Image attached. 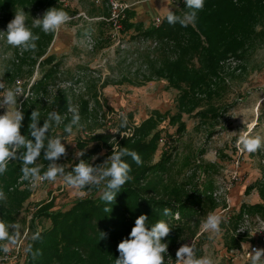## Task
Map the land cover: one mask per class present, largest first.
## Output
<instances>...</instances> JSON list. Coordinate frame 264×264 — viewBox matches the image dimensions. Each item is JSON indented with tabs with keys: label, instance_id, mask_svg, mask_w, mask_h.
Listing matches in <instances>:
<instances>
[{
	"label": "rangeland",
	"instance_id": "1",
	"mask_svg": "<svg viewBox=\"0 0 264 264\" xmlns=\"http://www.w3.org/2000/svg\"><path fill=\"white\" fill-rule=\"evenodd\" d=\"M2 1L0 79L7 87H22L27 95L26 100L23 96L18 98V103L23 104L25 109L21 131L29 133L30 118L27 111L33 107L32 104L39 105L45 118L49 112L56 111V107H50V103L58 95L66 96L68 103L78 108L83 127L74 128V135H66V141L62 142L67 149V157L57 161L64 165L65 170L73 169L78 158L75 153L82 150L78 142H89L87 147L93 145L88 140L92 134L112 137L109 146L93 156L97 158L104 155L105 161L113 148L117 150L118 142L122 138L132 137L134 127L154 111L177 112L180 90L158 75L165 60L176 58L170 43L152 46V40L157 39L146 38L134 29L127 32L115 29L113 23L102 16L105 7L89 0H65L74 11L72 19L53 33L45 54H37L40 47L34 52H22L20 48L7 44L4 33L7 24L14 18L15 11L23 9L27 26L34 34L40 35L39 43L45 46V35L49 33L45 34L38 27L32 28V24L33 19L42 18L46 1ZM101 20L105 24L100 28L98 22ZM262 28L259 23L254 31L259 32ZM257 37H254L253 45L247 51L228 54L220 60L215 73L196 88L197 92L193 96L199 104L194 110L183 112L186 130L182 135L176 136V125H169L167 118L161 120L158 126L161 138L151 160V163L156 162L161 151L169 155L166 171L158 174L162 175L163 183L184 186L188 191L197 182L202 184L208 179L212 181L211 191L220 205L214 212L221 214L224 222L220 234L210 239L211 233L204 231L201 226L205 218L199 216L200 224L194 241L202 244V256H210L214 264L246 263L236 251L230 254V249H238L240 242L245 247L249 243H246L248 238L232 235L231 231L237 226L234 228L229 217L243 202L262 203L264 206L256 190L244 195L248 184L264 183V147L251 154L241 152L237 147L239 136L244 132L264 137V44L256 42ZM107 40L109 42L101 47V43ZM49 55L54 58L52 62L41 61ZM193 63L198 67L195 59ZM47 73L50 74L45 77ZM181 87L187 89L185 84ZM81 101L86 104L84 114L80 112ZM5 110L0 108V115ZM198 111L206 115L198 114ZM212 112L216 115H211ZM121 113H125L128 120L127 126L123 128L120 127ZM66 117H72L68 110L62 116L63 119ZM60 125L53 124L54 133L61 134ZM28 137L32 138L30 135ZM157 177L153 173L148 174L147 183L156 182ZM28 182L22 176L16 182L20 188L30 189L31 195L18 215L20 238L17 244L11 246L9 253L0 252V264H25V245L31 238L32 230H39L45 225L42 219L32 220V213L38 204L53 201L54 209L64 210L82 198L77 191L64 184L62 177L54 182L45 181L36 188L28 187ZM85 193L83 197L90 194ZM246 214L249 230L263 231L264 212L246 211ZM261 264H264V257Z\"/></svg>",
	"mask_w": 264,
	"mask_h": 264
},
{
	"label": "trees",
	"instance_id": "2",
	"mask_svg": "<svg viewBox=\"0 0 264 264\" xmlns=\"http://www.w3.org/2000/svg\"><path fill=\"white\" fill-rule=\"evenodd\" d=\"M7 3H13L6 0ZM16 0L15 2H23ZM46 1L45 12L53 7L63 9L70 16L73 12L69 7H65L58 0H39ZM6 3V2H5ZM3 1L0 0V7ZM176 15H183L184 12L191 11L184 3L181 9L171 10ZM92 16H95L92 13ZM102 16H109L108 10L102 12ZM133 12L126 11V19L122 21L121 32L130 29L136 30L137 34H143L157 39L159 43L173 46L176 52L175 59L165 60L158 72V75L165 78L169 85L180 90L177 100V112L160 113L154 111L138 126L134 127L132 137L122 138L117 144V150L127 147L129 150L139 154L142 163L137 165L131 157L123 159L131 166L129 173L132 179L128 181L116 195L115 201L107 205L101 199V191L92 187L84 189L89 195L77 199L66 209H54L53 201L40 203L36 211L32 213V220L42 219L44 226L41 229H33L31 237L37 231L40 232V239L32 241L30 238L25 245V264H114L119 257L117 245L123 239L128 238L135 219L141 214L148 217L147 226L149 229L158 220H165L171 228L169 237L162 240L168 244V252L165 256L166 264L176 259V251L186 241L194 240L198 234L199 216H206L214 212L220 205L211 191L213 183L210 179L201 183H196L190 190L177 184L163 183L162 175L167 169L166 162L170 158L165 151H161L159 159L151 163L158 149L161 132L158 126L163 119H168L169 125H176V136L182 135L186 130V125L182 120L183 112H190L198 107V100L194 99L193 93L196 88L204 84L207 78L211 77L217 68L220 60L228 54H240L251 45L255 36L257 41L264 44V0H205L204 8L197 12L195 24L182 27L179 23L170 25L167 22V15L157 27L149 26L143 29L141 23L131 22ZM263 26L259 32L254 31V27L259 24ZM105 24L104 20L98 22L101 28ZM39 28V27H38ZM40 29V28H39ZM100 32V30H99ZM39 35V34H37ZM40 36V35H39ZM53 33L45 35V46L36 41L40 49L37 54L43 55L46 47L50 44ZM101 43V47L104 44ZM255 43V42H254ZM44 47V49L42 48ZM52 55L43 58L41 61L52 62ZM196 60L198 67H195L193 60ZM50 73H47L49 75ZM185 84L187 89H182ZM68 99L64 95L54 97L50 107H56V112L63 116L68 109ZM80 112L86 111L85 102L81 101ZM28 109L29 118L31 112L39 108L37 104ZM26 108V107H25ZM25 109L23 108V112ZM41 113V111H40ZM198 114L206 115L205 112L198 111ZM211 115H216L212 112ZM40 126H43L45 114L41 113ZM71 118L63 119L60 128L61 134L54 133L52 127L48 135L66 136L64 127ZM92 132V131H91ZM22 135L30 134L21 131ZM29 138V137H28ZM111 135L92 134L88 140L93 142L91 147H87L89 142H78V146L83 151L74 162L73 168L80 160L90 164L99 165L104 161V155L93 160V156L102 148L109 146ZM33 139L34 138H30ZM43 150L37 164H43L47 169L48 161L43 158ZM21 163H9L8 171L0 176V189L6 196V201H0V219L8 223H17L18 215L25 202L30 198V189L20 188L16 185L17 180L22 176L20 171ZM208 170V169H206ZM67 169L65 172H70ZM153 173L158 176L154 183H147L148 174ZM256 190L261 201H264V183H250L244 189V195ZM99 192L98 195H95ZM93 194V195H92ZM153 194V195H151ZM110 207L111 211L105 213L103 209ZM171 209V215H164V209ZM246 211L251 213L264 212L262 203L246 204L241 203L239 209L234 212L229 220L234 228L242 223ZM106 234V235H101ZM29 244L33 250H39L40 255L33 258L27 252ZM197 256L202 257L203 249L200 242H195ZM1 252V251H0ZM1 261V260H0ZM245 264H251L250 259Z\"/></svg>",
	"mask_w": 264,
	"mask_h": 264
},
{
	"label": "clouds",
	"instance_id": "3",
	"mask_svg": "<svg viewBox=\"0 0 264 264\" xmlns=\"http://www.w3.org/2000/svg\"><path fill=\"white\" fill-rule=\"evenodd\" d=\"M185 4L191 11L184 12L183 15H176L169 9L167 22L170 25L179 23L182 27L189 24H195L197 12L204 8L205 0H185ZM72 17L63 9L56 7L48 9L42 18L33 19L32 28H41L45 34L54 33L71 21ZM27 16L23 9L15 11L14 18L7 24L6 42L21 51H35L37 49L36 41L40 39L39 35L33 33L26 24ZM23 96L25 100L27 95L22 87H7L5 82L0 79V108L6 109L4 114L0 115V176L8 171L10 161H19L21 163L20 171L24 180L30 181V186L36 188L44 181L54 182L58 177H62L64 184L79 193L83 197L86 193L84 189L98 188L102 195L101 199L111 205L115 201L116 195L120 189L132 179L130 176L131 166L123 159L128 156L135 161L137 165L142 163L139 154L122 147L119 150L113 148L112 154L99 165L90 164L80 160L74 166L72 171L65 172V167L57 163L61 157H67L65 143L66 136L48 135L53 124L59 126L63 118L56 112H49L44 120L43 126H40V110L35 109L31 112L30 123L28 125L30 136L21 134L22 121L24 120L23 104L18 103V98ZM68 112L72 113L69 123L64 127V133L68 136L74 135V128H82L81 117L78 108L68 104ZM120 127H126L128 120L125 113L120 114ZM237 147L241 152L255 153L261 147H264V137L260 135L251 136L249 132H244L239 136ZM43 150V158L48 161L47 169L43 164H37ZM83 151H77V157L82 156ZM93 160L96 157L92 158ZM5 192L0 189V201H6ZM105 213L111 211L110 207L103 209ZM171 209L165 208L164 215H171ZM148 217L141 214L135 219L134 226L128 238L123 239L117 245L119 257L115 259L114 264H166L165 256L168 252V244L162 242L169 237L171 233L170 225L165 220H158L151 228L147 226ZM224 217L216 212L209 213L202 221L204 231L211 233L210 239L219 235L221 224ZM20 225L18 223H8L0 219V251L5 254L11 251V246L17 244L20 238ZM106 235V234H101ZM40 232L37 231L31 237L32 241L39 240ZM33 258L40 255L39 250H33L29 244L26 249ZM251 264H261L264 257V249H253L248 253ZM175 264H214L210 256H197L195 241L189 244L181 245L176 251Z\"/></svg>",
	"mask_w": 264,
	"mask_h": 264
},
{
	"label": "built area",
	"instance_id": "4",
	"mask_svg": "<svg viewBox=\"0 0 264 264\" xmlns=\"http://www.w3.org/2000/svg\"><path fill=\"white\" fill-rule=\"evenodd\" d=\"M89 1L95 5L105 7L109 13V16L106 18V20L112 22L114 28L117 29L119 32H121L122 21L126 19V11L129 10L128 4L125 1L123 0H89ZM58 2L63 6L68 7L65 0H58ZM171 2L176 9H181L182 5L185 3V0H171ZM162 20L163 18L161 17H154L151 25L157 27L158 25L161 24ZM158 44L159 42L157 40H152V46H156ZM28 187H31L30 181L28 182ZM261 229L263 231L254 230L253 232L249 230L248 215L246 214L242 223H240L231 232L232 235L236 238L238 237L248 238V241H246V243H249V245L245 247V244L243 242H240L238 249L235 250L230 249V254L233 255V253L236 251V254L240 258H242L244 261H247L249 260V256H248L249 252L251 253L253 249H261V247L264 248V227H261ZM192 241H188L187 243L184 244L190 245ZM175 260L171 261L170 264H175Z\"/></svg>",
	"mask_w": 264,
	"mask_h": 264
},
{
	"label": "crops",
	"instance_id": "5",
	"mask_svg": "<svg viewBox=\"0 0 264 264\" xmlns=\"http://www.w3.org/2000/svg\"><path fill=\"white\" fill-rule=\"evenodd\" d=\"M133 12L131 22L149 27L154 17L164 18L169 9H176L171 0H123Z\"/></svg>",
	"mask_w": 264,
	"mask_h": 264
}]
</instances>
